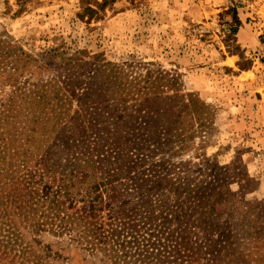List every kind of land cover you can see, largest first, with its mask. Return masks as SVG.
I'll return each instance as SVG.
<instances>
[{"label": "rangeland", "instance_id": "rangeland-1", "mask_svg": "<svg viewBox=\"0 0 264 264\" xmlns=\"http://www.w3.org/2000/svg\"><path fill=\"white\" fill-rule=\"evenodd\" d=\"M106 81L138 84L128 105L147 100L130 131L138 141L129 145L143 172L128 183L148 179L133 194L120 185L106 198H133L169 176L168 187L128 208L164 203L168 227L186 235L203 214L200 202L215 203L211 237L220 255L264 264V0H0V149L20 151L11 159L7 150L6 162L18 163L23 149L29 165L45 152L65 162L92 151L91 118L112 128L124 113ZM56 118L63 119L54 125ZM72 118L88 141L68 149L62 133ZM106 144L100 152L113 146ZM184 202L187 214L176 221ZM60 219L23 228L16 218L21 238L11 248L0 217V264H118L109 247L92 252L76 230H55ZM128 248L137 258L136 246Z\"/></svg>", "mask_w": 264, "mask_h": 264}, {"label": "trees", "instance_id": "trees-1", "mask_svg": "<svg viewBox=\"0 0 264 264\" xmlns=\"http://www.w3.org/2000/svg\"><path fill=\"white\" fill-rule=\"evenodd\" d=\"M129 82L115 88V85L106 81L108 91L116 90L114 99L123 104L124 113H119L115 122H111L114 125L112 128L107 124L106 118H91V126L96 129L92 151L89 147L83 148L77 157L69 154L65 162L59 161L60 152L56 156H52V152H45L34 165H29L28 149H23L20 155L23 158L18 163L5 161L7 150H11V147L8 149L4 145L0 149V217H6L7 224L10 225L5 229L3 239L11 244V248L19 242L21 234L16 218L21 223L24 222L23 228L45 226L48 221L54 222L61 218L55 230H76L78 239L85 241L86 248L92 252L107 250L109 247L110 256L118 264H238L237 260L241 261L243 258L233 256L224 259L228 252L220 255L215 244L217 239L211 237L214 233L211 220L217 211L215 203L210 206L207 202H200L199 211L203 214L193 218L186 235L177 233L176 228L168 227L169 215L166 214L167 207L164 203L156 201L154 204L142 205L137 210L135 205L128 208L135 198L139 199L155 189L168 187L171 181L169 176L157 179L154 185L133 198H122L118 203L114 201L120 193L112 195L113 200L106 198L107 191L115 192L120 185L126 186V195L133 194L137 186H142L144 181L148 180L143 178L140 183L141 178L138 177L137 184L135 183L137 186L128 183L143 172V161L135 157L138 151H132L133 148L129 145L138 141L134 139L137 136L135 131L130 133L132 129L137 128L135 112L139 110V106L147 103V100H144L127 104L130 98L137 96L134 94L141 91L138 84ZM86 96L87 94L85 98ZM95 101L99 102L98 98ZM62 119L56 118L54 125ZM71 121L67 133H62L68 149L73 147L78 139L83 143L88 141L82 124L76 118ZM1 136L2 134L0 140H4ZM178 138H181L183 143L187 140L186 136ZM72 139L75 141H71ZM11 140L16 144V139ZM106 142L113 146L108 148L106 153L100 152L102 145L107 146ZM181 147L184 145L181 144ZM12 150L15 156H10L11 159L20 152L14 151V148ZM97 170H102L101 175H97ZM58 172H61L59 177L56 176ZM191 195L192 191L189 192L187 201ZM79 203H82L80 208L61 217L65 208L74 207ZM185 204L186 202L181 206L180 212L174 214L176 221L183 217V214H187L184 211ZM104 209L108 210L106 220L101 219ZM98 217L100 219L97 220ZM183 230L186 231L187 227L184 226ZM175 239L179 240L174 243ZM130 246H136L135 250H138L135 259L132 255L136 252L128 258Z\"/></svg>", "mask_w": 264, "mask_h": 264}]
</instances>
